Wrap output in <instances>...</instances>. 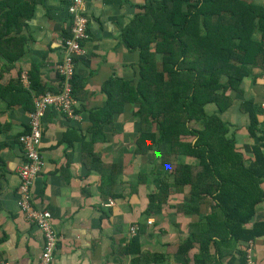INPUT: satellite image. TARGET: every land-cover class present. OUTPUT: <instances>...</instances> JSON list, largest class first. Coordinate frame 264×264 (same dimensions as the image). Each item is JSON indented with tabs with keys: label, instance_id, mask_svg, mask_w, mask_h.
<instances>
[{
	"label": "crops",
	"instance_id": "crops-1",
	"mask_svg": "<svg viewBox=\"0 0 264 264\" xmlns=\"http://www.w3.org/2000/svg\"><path fill=\"white\" fill-rule=\"evenodd\" d=\"M18 1L30 16L21 30H10L11 43L4 53L0 52V84L7 89L6 96L0 99V264H39L46 246L45 235L19 206V172L26 162L20 138L29 131L34 98L43 94L40 90L57 92L61 88L56 66L64 57L63 40L70 36L72 19L66 0L12 3ZM146 1L85 0L91 37L84 43V53L75 69V80L84 89L81 92L77 88L76 96L81 98L76 105L78 120L55 109L49 111L41 143L45 166L34 188L35 207L54 214L53 223L61 237L53 264H135L137 256L121 250L134 225L141 232L140 251L146 255V264H195L199 255L198 244L187 255L179 254L177 249L187 243L189 231L204 221L213 204L202 206L200 214L180 213L177 207L189 198V191L174 189L162 208L144 215L148 197L156 192V156L134 155L140 133V122L134 113L139 106L129 91L138 82L139 53L124 45L123 31ZM246 1L264 5V0ZM256 37L259 39L260 33ZM17 55L12 65L8 57ZM242 69L247 73L242 92L226 93L233 104L222 118L239 130L237 148L248 157L246 165L251 166V148L258 142L247 136L249 120L240 107L245 102L256 104L262 111L260 121L264 122V69ZM32 77L38 91H32ZM108 82L113 83L106 90ZM110 93L113 102L106 111ZM207 110L214 114L217 109L211 106ZM98 111H105L96 121L98 126L111 116V122H105L100 130L95 129L91 115ZM93 151L97 166L118 167L115 199L105 200L102 196V177L93 170ZM256 212L251 223L264 222V202ZM244 247L242 242L232 243L217 252L212 246L211 254L216 264H242L239 251ZM252 259L255 264H264V235L253 241Z\"/></svg>",
	"mask_w": 264,
	"mask_h": 264
},
{
	"label": "trees",
	"instance_id": "trees-1",
	"mask_svg": "<svg viewBox=\"0 0 264 264\" xmlns=\"http://www.w3.org/2000/svg\"><path fill=\"white\" fill-rule=\"evenodd\" d=\"M24 8L19 1L15 5L12 0L0 2L1 53L11 43L10 30H21L29 18ZM256 33H260L259 39ZM123 42L139 53L138 82L129 91L139 106L134 113L140 122L134 155L156 156V192L148 197L144 215L162 208L172 190L188 189L189 198L177 207L180 213L200 214L202 206H213L204 221L192 227L187 243L180 244L177 252L187 255L198 244L195 264H216L212 246L218 252L242 242L245 247L239 253L242 264H247L248 243L264 235V222L251 223L256 208L264 202V122L256 104L241 105L249 120L247 136L258 142L251 148L252 165L247 166L248 157L236 144L239 130L222 117L233 104L226 93L242 92L247 75L242 67L264 69V5L246 0H147L123 31ZM18 57L8 59L14 65ZM31 81L32 91H38L33 77ZM78 86L84 92L74 77L72 92L80 100ZM6 91L0 84V99ZM25 93L31 95L30 91ZM110 100L106 111L113 102L111 93ZM211 106L217 109L214 114L207 110ZM104 112L91 114L95 129L111 122L109 116L96 124ZM92 156L93 170L102 177L103 198L115 199L118 167H99L94 151ZM140 234L137 230L121 250L137 256L135 264H146Z\"/></svg>",
	"mask_w": 264,
	"mask_h": 264
},
{
	"label": "built area",
	"instance_id": "built-area-1",
	"mask_svg": "<svg viewBox=\"0 0 264 264\" xmlns=\"http://www.w3.org/2000/svg\"><path fill=\"white\" fill-rule=\"evenodd\" d=\"M72 19L70 36L63 40L64 57L56 66L61 81L57 92L49 91L34 98L35 110L31 114L29 131L23 134L20 142L23 146L26 162L19 172L21 186L19 188V206L26 214L31 224L39 227L45 235L46 246L39 264H53L55 253L61 237L54 226V214L47 209H38L34 205V188L43 172L45 162L41 153V143L44 138V123L51 109H55L73 120H78L76 114L77 99L74 97L73 79L78 59L84 53V43L90 39L88 18L85 14V0H66ZM113 203L111 202L110 205ZM138 228L131 226L129 238L135 236ZM247 264H255L253 242L248 243Z\"/></svg>",
	"mask_w": 264,
	"mask_h": 264
},
{
	"label": "rangeland",
	"instance_id": "rangeland-1",
	"mask_svg": "<svg viewBox=\"0 0 264 264\" xmlns=\"http://www.w3.org/2000/svg\"><path fill=\"white\" fill-rule=\"evenodd\" d=\"M209 113H211V112H209Z\"/></svg>",
	"mask_w": 264,
	"mask_h": 264
}]
</instances>
